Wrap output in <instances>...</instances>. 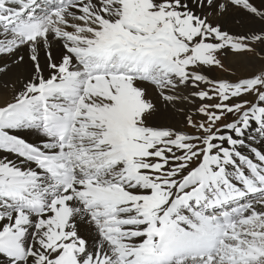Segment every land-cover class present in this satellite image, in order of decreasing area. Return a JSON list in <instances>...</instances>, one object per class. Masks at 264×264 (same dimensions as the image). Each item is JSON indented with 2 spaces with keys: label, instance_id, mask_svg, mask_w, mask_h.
Masks as SVG:
<instances>
[{
  "label": "snow or ice",
  "instance_id": "1",
  "mask_svg": "<svg viewBox=\"0 0 264 264\" xmlns=\"http://www.w3.org/2000/svg\"><path fill=\"white\" fill-rule=\"evenodd\" d=\"M229 9L264 21L251 0H0V57L26 48L34 69L0 87V264H264V153L238 147L264 134V68L203 74L264 44L210 19ZM191 97L217 101L185 116L196 134L153 126Z\"/></svg>",
  "mask_w": 264,
  "mask_h": 264
},
{
  "label": "bare ground",
  "instance_id": "2",
  "mask_svg": "<svg viewBox=\"0 0 264 264\" xmlns=\"http://www.w3.org/2000/svg\"><path fill=\"white\" fill-rule=\"evenodd\" d=\"M251 2L256 7L264 9V2H262V0H251ZM210 19L213 21V23L218 24L222 31L228 32L233 36L264 31V21H261L258 17H254L237 9H229L223 15L218 17H210ZM50 51L53 59L58 60L64 51L62 42L52 40ZM261 51L264 53V44L261 48ZM225 54L228 64L232 63L233 66L237 65L241 67V65H250L252 67L259 68L260 64L264 61V59L257 57H249L245 53H234L229 49ZM16 55L23 56V61L13 62L12 58L0 57V87H3V85L8 86L7 88L3 89V97L5 100L11 98L13 89L19 90L21 88L22 84L32 76L34 70L33 62L29 59L30 53L26 48H21ZM39 60L41 66L45 68L44 74L47 75L50 70L46 67L48 62L47 54L43 49L40 51ZM203 74L210 80L216 76L215 70L211 66L206 67L203 70ZM202 87H204V84L200 85V88ZM199 90L200 89L193 88L191 84H189L186 89H182V94H188L190 92ZM202 103L203 102L196 97H191L189 100L183 102L177 101L175 107L170 105L167 109H162L161 112L158 113L157 117L153 121V126L173 128L176 131H180L181 129L186 130L184 115L186 113L190 115L195 114V109L198 108ZM257 128L258 125H256L254 122L250 123L249 128L245 131V135L241 138L244 140V144L243 146L238 147L239 150L246 156H252V153L250 152L251 148L264 153V134L258 132ZM223 132L224 134L230 133L227 129H225ZM25 138L29 143L35 142L37 145L40 144V141L37 139L35 134L26 135ZM10 158L13 159L14 162H17L19 159L14 156ZM79 227L81 235L88 239L89 243L92 244L96 237L94 226L83 223L80 224Z\"/></svg>",
  "mask_w": 264,
  "mask_h": 264
},
{
  "label": "rangeland",
  "instance_id": "3",
  "mask_svg": "<svg viewBox=\"0 0 264 264\" xmlns=\"http://www.w3.org/2000/svg\"><path fill=\"white\" fill-rule=\"evenodd\" d=\"M262 46H263V44H258V45L254 46V48H255L254 51H252V52H241V53H245L249 57H252V58L253 57H257V58H260V59H264V53L261 51ZM227 50L228 49L224 50L223 54H221L218 57L221 60V63L223 64V67L211 66L212 68H214L215 73H216V76H214V78L211 81H213V80L214 81L228 80L230 82H236V81H239L242 78L250 77V76L256 74L260 69L264 68V61L260 64L259 68H255V67H252L250 65H241V67H240V66H237V65L233 66L232 63L228 64V61L226 60V56H225L226 55L225 53L227 52ZM258 53H259V55H258ZM208 87H210V85H207V86L204 85V87H202V89L207 90ZM241 99H246V100L252 101V100H254V97L251 96V95H248V96L241 97ZM216 102H217L216 100H210V101H206V102L203 101V103H206V104H215ZM229 103H235V101L233 100V101H230ZM188 115H190V114L186 113L184 115V117L188 116ZM191 118L197 123L202 122V121H204L206 119L203 115H200L198 113H195V114L191 115ZM234 119H236L235 116L227 115L225 118H223L218 123L217 127H219L220 125L232 122ZM180 132L196 134V130L191 128V127H189L187 125V123H186V130H182L181 129Z\"/></svg>",
  "mask_w": 264,
  "mask_h": 264
}]
</instances>
